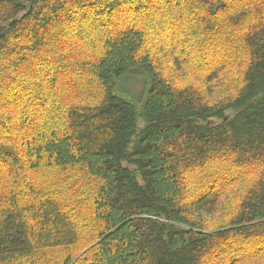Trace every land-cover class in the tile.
Here are the masks:
<instances>
[{"label":"trees","instance_id":"16d2710c","mask_svg":"<svg viewBox=\"0 0 264 264\" xmlns=\"http://www.w3.org/2000/svg\"><path fill=\"white\" fill-rule=\"evenodd\" d=\"M0 264H264V0H0Z\"/></svg>","mask_w":264,"mask_h":264},{"label":"rangeland","instance_id":"374dc122","mask_svg":"<svg viewBox=\"0 0 264 264\" xmlns=\"http://www.w3.org/2000/svg\"><path fill=\"white\" fill-rule=\"evenodd\" d=\"M123 90L132 96H139L144 92L145 75L138 74V76H132L123 81ZM144 94V93H143Z\"/></svg>","mask_w":264,"mask_h":264}]
</instances>
